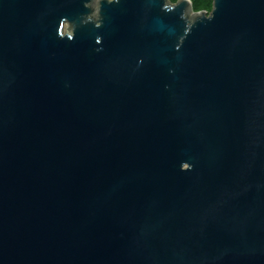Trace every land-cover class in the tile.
<instances>
[{"label":"water","instance_id":"95a60500","mask_svg":"<svg viewBox=\"0 0 264 264\" xmlns=\"http://www.w3.org/2000/svg\"><path fill=\"white\" fill-rule=\"evenodd\" d=\"M212 1L0 0V264H264V0Z\"/></svg>","mask_w":264,"mask_h":264},{"label":"trees","instance_id":"16d2710c","mask_svg":"<svg viewBox=\"0 0 264 264\" xmlns=\"http://www.w3.org/2000/svg\"><path fill=\"white\" fill-rule=\"evenodd\" d=\"M172 2H177L178 0H171ZM193 9L195 11H203L206 10L210 12L213 7V1L212 0H191Z\"/></svg>","mask_w":264,"mask_h":264},{"label":"snow or ice","instance_id":"6c2138e0","mask_svg":"<svg viewBox=\"0 0 264 264\" xmlns=\"http://www.w3.org/2000/svg\"><path fill=\"white\" fill-rule=\"evenodd\" d=\"M185 167H187V165H185Z\"/></svg>","mask_w":264,"mask_h":264}]
</instances>
